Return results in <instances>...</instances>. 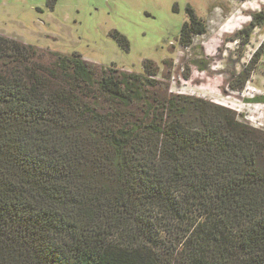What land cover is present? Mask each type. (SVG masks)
Returning a JSON list of instances; mask_svg holds the SVG:
<instances>
[{"label":"trees","instance_id":"16d2710c","mask_svg":"<svg viewBox=\"0 0 264 264\" xmlns=\"http://www.w3.org/2000/svg\"><path fill=\"white\" fill-rule=\"evenodd\" d=\"M95 66L0 35V264H264V132L151 60Z\"/></svg>","mask_w":264,"mask_h":264},{"label":"rangeland","instance_id":"374dc122","mask_svg":"<svg viewBox=\"0 0 264 264\" xmlns=\"http://www.w3.org/2000/svg\"><path fill=\"white\" fill-rule=\"evenodd\" d=\"M187 6L205 28L190 47L179 43ZM261 11L264 0H57L52 10L46 0H0V35L129 73L141 74L142 62L151 60L169 94L224 107L264 132V101H254L264 98V53L249 63L264 47V25L250 28ZM112 30L125 36L128 51ZM241 74L248 80L232 90L242 86Z\"/></svg>","mask_w":264,"mask_h":264}]
</instances>
